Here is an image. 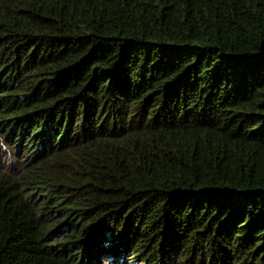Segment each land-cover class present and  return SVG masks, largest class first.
I'll return each instance as SVG.
<instances>
[{"label": "trees", "instance_id": "trees-1", "mask_svg": "<svg viewBox=\"0 0 264 264\" xmlns=\"http://www.w3.org/2000/svg\"><path fill=\"white\" fill-rule=\"evenodd\" d=\"M0 264H264V0H0Z\"/></svg>", "mask_w": 264, "mask_h": 264}]
</instances>
